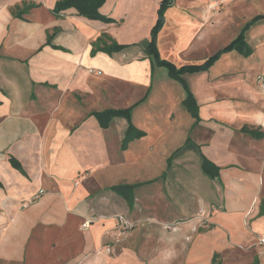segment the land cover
<instances>
[{
  "label": "crops",
  "instance_id": "crops-1",
  "mask_svg": "<svg viewBox=\"0 0 264 264\" xmlns=\"http://www.w3.org/2000/svg\"><path fill=\"white\" fill-rule=\"evenodd\" d=\"M165 1L105 0L107 22L0 0V264H264V18L250 55L158 81ZM258 16L264 0H169L157 44L202 65ZM103 35L123 49L92 54Z\"/></svg>",
  "mask_w": 264,
  "mask_h": 264
},
{
  "label": "trees",
  "instance_id": "trees-1",
  "mask_svg": "<svg viewBox=\"0 0 264 264\" xmlns=\"http://www.w3.org/2000/svg\"><path fill=\"white\" fill-rule=\"evenodd\" d=\"M105 2V0H58L57 6L55 13L60 14L62 11H64L67 8H76L79 12L80 15L87 17L89 19L93 20H105L107 22H111L108 18L103 17L99 13V8L102 6V4ZM169 0H166L162 7L159 10V18L157 21V24L154 26L152 30V35H151V40L148 44L147 47V54L152 55L155 60H157L158 64L163 65L164 67L167 68L170 76L173 78L182 81V75L186 73H194V72H199L202 70L208 69L211 65H213L224 53H227L228 51L236 49L235 42L241 41L242 44L245 45L246 47V52H243L244 55H250L252 53V49L249 47L246 41V31L251 28L252 25H254L258 20L263 19L264 17L258 16L254 18L249 24L246 25V28L244 29L243 34L238 37V39L232 43L231 45H227L224 47L222 50H220L216 55L211 57L207 62H205L202 65H190V66H182L180 68H177L175 65L172 63L166 61V60H161L160 57L158 56V51H157V37L158 34L163 26V21H164V13L166 8L168 7ZM108 41H110L111 44H108ZM94 48L92 51V54H96L98 51H104L106 53L111 54L112 52H117L123 49L124 46L118 45L116 42L108 38L106 35H103L102 37L98 38L96 42L93 44ZM185 105L186 107L192 112L193 115L196 116V111H197V105L196 101L191 94V92H188V96L185 100ZM131 114H132V108H129L127 110H109V112L106 114L108 117L102 118L105 120L111 119L113 117H124L129 123V127L127 129L126 137L124 139L125 143H127L130 139L134 138L135 136L139 137L141 135V132L136 130L133 125L131 124ZM13 164L16 168L20 169V166L17 162L13 161ZM204 170L209 173L213 174V166L210 162L205 161L204 162ZM116 190H121L120 188H115ZM131 203V198L129 200Z\"/></svg>",
  "mask_w": 264,
  "mask_h": 264
},
{
  "label": "rangeland",
  "instance_id": "rangeland-1",
  "mask_svg": "<svg viewBox=\"0 0 264 264\" xmlns=\"http://www.w3.org/2000/svg\"><path fill=\"white\" fill-rule=\"evenodd\" d=\"M234 1V0H233ZM234 15H236V14H234ZM239 20H240V18H239ZM233 25V24H232ZM235 26V25H234ZM246 28V26H243V27H240V29H237L236 30V33L232 36V38H231V40H229V42H228V45H231L232 43H234L237 39H238V37H240L242 34H243V32H244V29ZM235 29V28H234ZM231 31V30H230ZM247 32V31H246ZM246 34V33H245ZM247 36V35H246ZM246 36H245V38H246ZM157 42H158V37H157V40H156ZM150 42V41H149ZM156 42V43H157ZM235 45L237 46L236 47V49H234V50H231V51H228V54L229 55H232V56H239V55H244V53L243 52H246V47H245V45L244 44H242V42L241 41H237V42H235ZM157 51H158V56L160 57V59L161 60H166L164 57H162V55H161V51H160V48H159V46H158V44H157ZM148 55V54H147ZM149 56V59L151 60V62H152V65L155 67V69H157V79H158V81L162 78V76H164V77H166V75H163V74H165L164 72H166L165 71V69L167 70V68L166 67H164L163 65H160V64H158V62H157V60H155L154 59V57L152 56V55H148ZM166 61H168V60H166ZM169 62V61H168ZM184 66H190V65H184ZM183 66V67H184ZM177 67V66H176ZM163 68V69H162ZM177 68H180V67H177ZM244 76H234L233 78L232 77H229V79H228V90H230L231 92H236V88H239L240 86H242L243 84V82H244ZM191 80V79H190ZM127 109H129V108H127ZM127 109H119V108H117V109H114V108H106V109H103V110H101V111H99V112H96L95 114H94V116H96V117H99L100 119H102V118H104V117H108V116H106V114L109 112V110H127ZM124 118V117H123ZM126 119V118H125ZM136 129V128H135ZM137 130V129H136Z\"/></svg>",
  "mask_w": 264,
  "mask_h": 264
},
{
  "label": "built area",
  "instance_id": "built-area-1",
  "mask_svg": "<svg viewBox=\"0 0 264 264\" xmlns=\"http://www.w3.org/2000/svg\"><path fill=\"white\" fill-rule=\"evenodd\" d=\"M261 89H262V92L264 93V83L263 82H261ZM260 242L264 243V238H261Z\"/></svg>",
  "mask_w": 264,
  "mask_h": 264
}]
</instances>
